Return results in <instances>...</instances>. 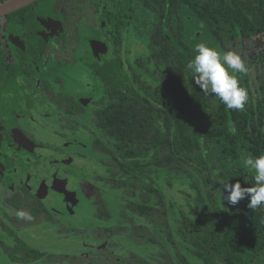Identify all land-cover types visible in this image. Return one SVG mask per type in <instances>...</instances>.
Here are the masks:
<instances>
[{
	"label": "flooded vegetation",
	"instance_id": "af4514ba",
	"mask_svg": "<svg viewBox=\"0 0 264 264\" xmlns=\"http://www.w3.org/2000/svg\"><path fill=\"white\" fill-rule=\"evenodd\" d=\"M17 1L0 0V264L150 262L123 244L151 249L157 240L137 234L135 221L120 223L112 215L115 200L127 203L140 228L163 233L170 227H163L157 201L145 214L137 210L140 185L126 183L123 152L109 123L100 121L111 102V76L124 81L141 53L127 48L129 30L142 51L137 2L35 0L13 8ZM52 125L60 145H50L47 156L40 133ZM93 161L104 176L89 172ZM48 227L58 230L59 246L25 244L26 233ZM76 238L85 247L61 244ZM90 240L99 244L90 249ZM117 251L125 258L115 257Z\"/></svg>",
	"mask_w": 264,
	"mask_h": 264
},
{
	"label": "trees",
	"instance_id": "16d2710c",
	"mask_svg": "<svg viewBox=\"0 0 264 264\" xmlns=\"http://www.w3.org/2000/svg\"><path fill=\"white\" fill-rule=\"evenodd\" d=\"M125 1L137 2L145 47L124 81L111 76L100 121L123 152L126 183L140 185L137 210L145 214L157 201L163 227L171 218L175 245H191L194 264H253L264 251V206L251 210L247 198L231 206L217 184H254L242 157L264 154V57L237 74L248 92L243 110L206 96L187 65L198 43L220 51L225 42L264 37V0ZM171 191L181 204L168 199Z\"/></svg>",
	"mask_w": 264,
	"mask_h": 264
},
{
	"label": "rangeland",
	"instance_id": "374dc122",
	"mask_svg": "<svg viewBox=\"0 0 264 264\" xmlns=\"http://www.w3.org/2000/svg\"><path fill=\"white\" fill-rule=\"evenodd\" d=\"M126 34H129L128 40H127V48H129L130 53L133 54V52L135 51L136 54L138 55L141 51H139V49H137L138 47H134L136 44H134L133 41L136 40V38L133 36V31L129 30ZM137 41V40H136ZM206 44H209V42H204ZM143 49L145 47V42H141V45ZM210 47H212L213 45H209ZM220 49L221 50H238L242 57L245 58L246 61H252L257 57H264V37L262 36L261 38H254L253 40H241V41H229V42H225L220 44ZM137 50V51H136ZM133 57H129L127 56L126 61L132 60ZM40 121V120H39ZM43 122V121H42ZM42 122H38V126H40L42 124ZM44 123V122H43ZM58 123V121H54L52 124L56 125ZM49 126L50 128H46L45 130H42L40 133V137L43 139V144L47 146L46 149L41 148L40 152H43L44 155H49L52 154L50 152V150L48 149V147L50 145L56 146L58 143L55 142V139H53V130H54V126ZM60 144H58L59 146ZM104 155L100 156L103 157ZM107 156V155H106ZM104 157L105 159H107V157ZM81 161V160H79ZM81 164V163H80ZM88 165V170L89 172H93V173H102L101 171V167L99 164H96L95 161L93 162H87ZM80 166V165H79ZM80 168V167H79ZM98 171V172H97ZM102 175H105V172L103 171ZM62 184V183H61ZM216 184V182L214 183ZM59 185V183L57 184ZM219 188H221L223 186L222 182H219ZM185 189V188H183ZM186 190V189H185ZM108 195L111 196V193L107 192ZM131 193H129L130 195ZM126 195H128L126 193ZM226 195V194H224ZM168 199L170 200H176L178 203H182V200L184 199L182 196L178 197L177 192L175 191H171L168 194ZM110 198V197H109ZM121 200V199H120ZM118 201L117 199L115 200L114 204H113V209H112V215L116 216V217H121V219L119 220L120 223H122V221L125 222L128 221L129 222V226H133V222H136V226L135 229H137V234L140 233L144 234V235H148L149 237L155 238L157 240V244H151V249L150 248H143V247H139L138 244H136L135 247H131V245H127V244H123V246L125 245L126 248L131 249V251L133 253L138 254L139 256L147 259L150 262H142L143 264H169L171 262H173L174 264H181L182 261L180 260L181 258H183V256L187 257V261L190 262L191 264L197 263V259L190 255L192 253H194L193 248L190 247L188 249L186 248H182L181 251L178 247H176L175 242L177 241V236H172L174 233V224L171 220V218H168V225L170 226L171 230H172V235H169V230H165L163 233H158L156 231H150V230H145V228H140L137 225V217L134 216V219H132V214L131 212L128 210L127 207V203H122V201ZM120 203V204H119ZM154 225V224H153ZM64 227V225L62 226ZM13 231V229H11ZM151 232V233H150ZM160 234V236H159ZM59 232L56 228H41V229H33L31 231H29L28 233H26L27 239L25 240L27 244V246H30L32 248H47V246L44 245H51V246H56V245H60V240H58V236ZM19 237H21V235H19ZM78 239L76 238V240H70V241H63L62 243H67L66 247H68V243L69 244H74V246H78L79 244H82L83 247H85V241L84 242H79L77 241ZM87 243V242H86ZM99 243L96 241H92L90 240V244L88 245V248H92L93 246L98 245ZM143 244V243H142ZM141 245V244H140ZM179 245V243H178ZM91 246V247H90ZM124 246V248H125ZM149 247V246H148ZM80 249H82L81 247H78ZM153 248V249H152ZM85 249V248H83ZM84 251V250H83ZM181 253H180V252ZM148 252V253H147ZM125 253L121 252L118 253V251L116 252V254L114 255L115 257H119V258H125ZM95 255H91L88 253V255L86 256L89 260V263H95L94 260H96L94 257ZM151 257V259H150ZM86 259V258H85ZM100 262V261H99ZM104 262V261H103ZM100 262V263H103ZM253 264H264V251L260 252L255 260Z\"/></svg>",
	"mask_w": 264,
	"mask_h": 264
},
{
	"label": "clouds",
	"instance_id": "9594fccd",
	"mask_svg": "<svg viewBox=\"0 0 264 264\" xmlns=\"http://www.w3.org/2000/svg\"><path fill=\"white\" fill-rule=\"evenodd\" d=\"M195 56L187 65L196 86L207 96L217 98L230 110H243L248 101L247 90L240 85L238 73H245L246 60L238 50H220L201 42L194 47ZM234 131V129H233ZM245 169L254 173L253 186L242 187L239 180L222 186L223 199L231 206L248 199L251 210L264 206V154L242 157ZM18 215L24 216L25 213Z\"/></svg>",
	"mask_w": 264,
	"mask_h": 264
},
{
	"label": "water",
	"instance_id": "95a60500",
	"mask_svg": "<svg viewBox=\"0 0 264 264\" xmlns=\"http://www.w3.org/2000/svg\"><path fill=\"white\" fill-rule=\"evenodd\" d=\"M35 0H19L13 4V8H20L30 2H33Z\"/></svg>",
	"mask_w": 264,
	"mask_h": 264
}]
</instances>
